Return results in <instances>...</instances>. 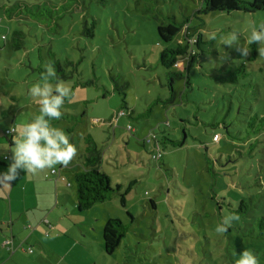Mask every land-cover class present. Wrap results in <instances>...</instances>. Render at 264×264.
Segmentation results:
<instances>
[{"label":"rangeland","instance_id":"1","mask_svg":"<svg viewBox=\"0 0 264 264\" xmlns=\"http://www.w3.org/2000/svg\"><path fill=\"white\" fill-rule=\"evenodd\" d=\"M201 7V0H0L4 143L7 128L19 132L22 123L39 115L28 89L53 67V50L68 75L60 81L75 92L52 121L78 148L66 166L70 190L76 191L74 173L91 137L113 187L120 185L125 195V206L119 194L97 206L107 205L113 219L128 225L114 255L101 245L100 264H235L246 250L264 264V130L256 135L248 128L253 115L264 116V54L259 53L264 44L247 39L264 22V12L204 14L197 12ZM187 20L204 39L195 46L199 57L188 71L191 85L176 78L175 103L165 104L172 92L160 54L176 47L181 35L163 43L157 28ZM233 31L239 40L225 44ZM186 67L181 57L170 71L186 73ZM157 99L148 117L139 115ZM123 100L135 110L134 118L116 116ZM183 130V147L162 144L163 157L152 159L155 150L142 139L156 131L160 141L179 140ZM216 133L220 139L214 142ZM5 154L9 151L1 146L0 160ZM62 166L20 169L16 177L48 180ZM231 214L237 218L227 231L217 232Z\"/></svg>","mask_w":264,"mask_h":264},{"label":"crops","instance_id":"2","mask_svg":"<svg viewBox=\"0 0 264 264\" xmlns=\"http://www.w3.org/2000/svg\"><path fill=\"white\" fill-rule=\"evenodd\" d=\"M2 134L0 130V147L9 154L0 160V175L13 162L15 133L8 137L4 131L6 143ZM103 162L104 158V170ZM67 169L62 166L57 170L65 180L33 174L0 183V264H100L103 228L92 219L106 224L112 216L107 205L78 210L76 191L68 186Z\"/></svg>","mask_w":264,"mask_h":264},{"label":"trees","instance_id":"3","mask_svg":"<svg viewBox=\"0 0 264 264\" xmlns=\"http://www.w3.org/2000/svg\"><path fill=\"white\" fill-rule=\"evenodd\" d=\"M202 7L197 11L199 13H212V12H245V13H256L264 12V0H201ZM185 22L184 24L176 23H160L158 25V34L160 41L163 43L172 42L177 36L176 42L178 43L176 47L164 48L160 54L161 64L169 70L167 73L170 76L169 88L171 90V96L165 100H162L165 104H173L176 100V92L174 90L175 79H185L186 86H190V76L188 71L196 64L199 54L195 50V46H199L203 42V34L191 30L190 24ZM93 36V34L91 33ZM197 38V42L194 43L193 39ZM191 51H195V54H191ZM51 63L54 67L56 73V79H67L68 75L65 72L64 65L56 57L53 50L49 52ZM253 56L256 57V52L254 50ZM184 57L187 59V67L185 69L186 73L182 72H171L170 69L173 68L178 60ZM67 63H70L69 61ZM243 72V69H239ZM160 99L155 100L150 107L142 114L148 117V113L153 112L154 106ZM130 114L133 118L135 117V110L129 106L126 100H123L120 113L116 116ZM251 122H248V128L252 129L253 133L258 135L264 130V116H259L258 114L253 115ZM131 126V125H129ZM128 126V127H129ZM132 133L135 134L134 128L131 126ZM183 139L174 140L170 137H164L163 141H160L158 133L156 131H151L150 133L157 135V140L154 145L151 146L152 149L162 148V144L165 146L170 144L173 147H183L186 144L187 133L185 130ZM219 135V134H214ZM220 136V135H219ZM143 141V139H142ZM213 141L214 137H213ZM259 142V138L256 139L255 143L251 144V147ZM146 146H150L144 143ZM82 157V164L77 168L74 173L76 182V195L78 210L80 212H86L93 208V206L104 203L113 198L115 194H119L121 198V203L125 206L124 193L121 190V186L118 185L113 187L112 180L110 176L102 169L103 154L99 146L95 141L89 137L87 141V147L85 153ZM151 206L155 209L156 204L151 200ZM130 215V214H129ZM264 225L262 226L263 229ZM128 225L124 224L120 219H109L106 225L102 229V244L104 251L107 255H114L115 252L120 248L123 239L127 236ZM262 233V232H261Z\"/></svg>","mask_w":264,"mask_h":264},{"label":"clouds","instance_id":"4","mask_svg":"<svg viewBox=\"0 0 264 264\" xmlns=\"http://www.w3.org/2000/svg\"><path fill=\"white\" fill-rule=\"evenodd\" d=\"M238 32L233 31L225 40V44L239 40ZM248 41L264 44V22L251 30ZM243 56L248 55V49L237 46ZM259 53L264 54V48L259 47ZM29 95L39 105V115L20 125V131L14 132L12 163L6 173L0 175V183L14 180L18 169L35 172L55 165L67 166L77 155L78 148L71 142L70 134L63 128L55 126L52 121L59 119L66 102H71L74 90L63 81L56 79L54 68L49 65L41 74V79L28 89ZM235 214L223 218L216 231L223 233L227 226L236 219ZM235 264H259L255 251H243Z\"/></svg>","mask_w":264,"mask_h":264},{"label":"built area","instance_id":"5","mask_svg":"<svg viewBox=\"0 0 264 264\" xmlns=\"http://www.w3.org/2000/svg\"><path fill=\"white\" fill-rule=\"evenodd\" d=\"M193 42L196 43L197 42V38L193 39ZM191 54L192 55L195 54V51H191ZM128 129L132 130L131 126H129ZM5 134L7 136H10V135H13L14 132H12V131H10V129H8V130L5 131ZM219 139H220L219 135H215L214 136V140L215 141H218ZM156 140H157V135L153 134V133H149V135L146 136L143 139L144 143L147 144V145H150V146L154 145L156 143ZM162 157H163V152L161 151V149L158 148V147L155 148V151L152 153V158L155 159V160H160ZM6 159H7V157H6ZM53 176H56L58 178L60 177L61 179L65 180V178L62 177L60 175V172H58L56 169H53L51 171V173L49 175H47V177H53ZM69 185H71V183H68V186ZM29 251L32 252V249L30 248Z\"/></svg>","mask_w":264,"mask_h":264}]
</instances>
